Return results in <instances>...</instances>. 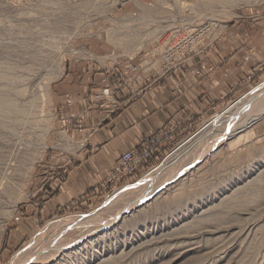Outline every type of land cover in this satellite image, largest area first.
<instances>
[{
	"label": "rangeland",
	"instance_id": "obj_1",
	"mask_svg": "<svg viewBox=\"0 0 264 264\" xmlns=\"http://www.w3.org/2000/svg\"><path fill=\"white\" fill-rule=\"evenodd\" d=\"M166 1L0 0V101L15 100L12 111L0 109V264H18L34 236L39 238L31 245L34 253L44 249L54 254L58 247L64 248L57 258L30 264H264V116L227 137L223 145L211 147L215 131L237 129L236 124L229 126L226 112L219 113L237 100L241 105L245 94L264 84V57L257 58L254 47L242 51L243 69L235 91L221 96L218 105L211 104L209 114L180 116L161 127L172 130L165 148L150 163L153 168L100 189L93 200L96 186L85 189L41 222L29 217L32 206L40 207L56 191L48 183L55 178L59 156L82 149L87 138L74 131L82 129L83 114L69 124L63 114L64 99L55 89L68 60L117 56L121 63L135 62L172 28L205 26L194 49L183 54H187L183 63L162 74L158 67L163 62L147 65L142 74L147 82L154 72L162 75L148 91L183 70L193 56L213 51L233 25L263 17L259 9L264 8V0ZM181 32L184 37L192 33L189 28ZM234 53V47L227 50L228 56ZM250 62L254 65L245 70ZM256 97L252 110L250 105L243 110L252 112L264 101V85ZM214 116L217 124L200 136V129ZM159 167L162 171L153 182H142L143 176ZM124 190L126 194L111 200ZM154 191L143 204L125 210ZM92 212L99 220L122 214L99 235L73 246L68 241L98 219L70 233L66 230L58 239L60 228H45L57 219ZM49 242L53 247L47 250Z\"/></svg>",
	"mask_w": 264,
	"mask_h": 264
},
{
	"label": "crops",
	"instance_id": "obj_2",
	"mask_svg": "<svg viewBox=\"0 0 264 264\" xmlns=\"http://www.w3.org/2000/svg\"><path fill=\"white\" fill-rule=\"evenodd\" d=\"M259 10L263 17L249 24L233 25L213 51L193 56L183 70L167 76L141 96L125 101L115 113L89 107L88 98L101 84V68L111 66L121 58L102 60L83 56L68 60L55 89L64 99L63 114L69 124L76 123L83 114L82 129L74 131L78 132V137L87 138L82 149L59 156L53 169L55 178L48 183V187L56 191L52 196L48 195L42 207L32 206L33 213H29L32 221L41 222L93 186H96V193L91 199H96V194L101 192L98 185L118 162L122 152L140 145L180 116H206L213 109L211 104L218 105L221 96L232 94L243 69V49L254 47L259 55L257 58L264 57V8ZM233 47L234 55L228 56L227 50ZM252 65L254 62L246 64L244 69ZM238 90L237 87L236 92Z\"/></svg>",
	"mask_w": 264,
	"mask_h": 264
},
{
	"label": "built area",
	"instance_id": "obj_3",
	"mask_svg": "<svg viewBox=\"0 0 264 264\" xmlns=\"http://www.w3.org/2000/svg\"><path fill=\"white\" fill-rule=\"evenodd\" d=\"M184 28H189L192 31L185 39L181 32ZM204 32L205 26L203 25L177 26L169 30L165 37L163 36L164 38L161 37L150 50L142 53L135 62L116 61L111 66L102 67L101 84L90 94L88 106L109 113L119 111L125 101L141 96L143 92L147 91V88L153 85L155 80L162 77L158 72H154L158 75L151 74L149 78L153 80L147 82V78L140 75L146 73V69L149 68L147 65L153 66L152 64L157 62L160 66V63L163 62L158 67L161 73L162 70L167 71L171 66L183 63V58L187 57V54L184 56L183 54L194 49L195 40ZM171 130V128L170 130L162 129L151 135L138 147L122 152L118 162L111 167L103 182L98 186L101 189L109 188L111 185L125 182L139 170L147 168L148 171L153 168L150 163H153L152 160H157L161 150L165 148V142L170 140L167 134L171 133Z\"/></svg>",
	"mask_w": 264,
	"mask_h": 264
},
{
	"label": "bare ground",
	"instance_id": "obj_4",
	"mask_svg": "<svg viewBox=\"0 0 264 264\" xmlns=\"http://www.w3.org/2000/svg\"><path fill=\"white\" fill-rule=\"evenodd\" d=\"M166 1V0H165ZM167 2V1H166ZM168 4H170L169 2H168ZM217 16V15H216ZM114 33V32H113ZM112 33V34H113ZM120 36V35H119ZM189 36H186V37H184V35H183V38L185 39V38H188ZM114 38H115V35H114ZM114 38H112V39H114ZM116 39V38H115ZM262 85H264V84H261V85H259L258 87H256L255 89H253V90H251V91H249L247 94H245L244 96H243V100H242V104L241 105H239V106H237V103H238V100L237 101H235V102H233V103H231V104H229L228 105V107L225 109V110H223L221 113H219V114H224L225 112V114H227V117H229L230 119L228 120V122H229V126H232L233 124H236L237 125V129L235 130L234 128V130H232L231 129V127H228V133H224V130H222V131H215L212 135H213V137H214V139H215V141L211 144V147H214V146H219V145H223V143H225L226 141H225V139L228 137V138H230V137H233V136H235V134H238L239 132H241V131H244L245 130V128H249L255 121H257V120H259L260 118H262L263 116H264V101L263 102H261V104H259V105H257L256 107V109H254L252 112L250 111H248V112H246L245 110H243V107H245V106H247V105H250V107H249V109L250 110H252V104L253 103H255L256 102V99H257V97H256V93L261 89V87H262ZM23 88V87H22ZM27 91V90H26ZM41 100V99H40ZM3 101V100H2ZM15 101V100H14ZM14 101L12 102L11 101V103L9 102V103H2L1 101H0V109L1 108H3L2 109V111H4V109H10L11 108V111L14 109L13 108V105L15 104L14 103ZM34 101V100H33ZM6 102V101H5ZM14 103V104H13ZM34 103V102H33ZM239 104V103H238ZM37 105V104H36ZM25 106V105H24ZM23 106V107H24ZM15 107V106H14ZM35 107V106H34ZM20 108V107H19ZM32 109V108H31ZM21 111V110H20ZM19 112V111H18ZM246 112V114L244 115L243 113H245ZM240 114H242V116H240ZM237 117H238V119H237ZM24 118V117H23ZM206 122V121H205ZM217 122H218V120L216 119V116H214V117H212V119H208V122H206L204 125H203V127L200 129V131L198 132V134L200 135V136H203V135H206V134H209V132L211 131V129H213V126L214 125H216L217 124ZM25 123V122H24ZM42 130V129H41ZM216 132H218V133H216ZM35 133V132H34ZM42 133V132H41ZM212 133V132H211ZM39 135H42V134H39ZM15 137V136H14ZM209 137V136H208ZM12 138V137H11ZM192 138V137H191ZM205 138V137H204ZM36 139V138H35ZM206 139H207V136H206ZM205 139V140H206ZM210 139V138H209ZM208 139V140H209ZM218 141H220V143L218 142ZM37 142V141H36ZM38 143V142H37ZM12 144V143H11ZM39 145H41L42 146V144L39 142L38 143ZM10 145V144H9ZM204 146V145H203ZM43 147V146H42ZM179 148H181L180 147V145L172 152V155H173V153L175 152V153H177V151H178V149ZM201 150V149H200ZM211 150V149H210ZM198 151V150H197ZM199 152V151H198ZM197 152V153H198ZM208 151H205V153H207ZM196 155V154H195ZM199 155V154H198ZM195 158H196V156H194ZM198 158H199V156H198ZM197 158V159H198ZM193 160H194V158H193ZM196 160V159H195ZM196 163V162H195ZM10 164V163H9ZM192 164V163H191ZM2 165V164H1ZM7 166V165H6ZM5 166V167H6ZM155 170V169H154ZM162 171V169H161V167H159L157 170H155L154 172L152 171V172H148L147 174H146V176H143V180H142V182H148V184H150L151 182H153V180H154V178L160 173ZM9 172V171H8ZM171 177H172V175H170ZM8 177V176H7ZM1 179V178H0ZM167 180V179H166ZM1 181L3 182V180L1 179ZM141 182V183H142ZM166 183V182H165ZM1 186H2V184H1ZM4 186V185H3ZM6 187H7V185H6ZM10 185H9V189H10ZM12 188V187H11ZM125 192H127L126 190H124V191H121L120 193H116V194H114L113 195V197L111 198V200L112 201H115L118 197L120 198L122 195H124V193ZM155 192L156 191H154V192H152V193H149L150 195H148V196H146L145 195V197H142V199H138L136 202H133L130 206H128L125 210H130V208L131 207H135L136 205H139V204H141L142 202H144V201H146L145 199H147L148 197H153V193L155 194ZM126 194V193H125ZM111 202V201H110ZM110 202L109 201H107L106 202V204L108 205H110ZM143 204V203H142ZM128 210V211H129ZM127 211V212H128ZM121 214L122 213H120V215L119 214H117V215H115V216H112V217H108L109 219H105V220H99L97 217H99V216H96V213H89V214H83V215H77V216H75V217H64V218H60V219H57L56 221H52L50 224H48V226L47 227H45L46 229H48V228H51V226H52V228H54V229H52V230H55V229H57V228H60V230H59V232L57 231L56 233L58 234L59 233V235H55L56 237H55V239L57 238H60V237H63V232L64 233H68L70 230L72 231V229L73 228H75V227H80L79 225H81V224H84V223H90V222H96V219H98V221H97V223L96 224H94V226L93 227H91L90 229H88L87 230V228H86V231L85 232H80V234H81V236H80V234L79 235H77V236H75L74 237V240L72 239V241L70 240V241H68L72 246L73 245H76V244H78L81 240H84V239H86V238H89L88 236H92V235H94V234H98V232H100V231H103L104 229H108V227L109 226H111L112 224H114L117 220H118V218H119V216L121 217ZM104 218H106V217H104ZM103 219V218H102ZM90 225V224H89ZM89 225H87V226H89ZM86 226V225H85ZM84 226V227H85ZM66 230H68V232H66ZM75 231V230H74ZM79 231V230H78ZM80 231H82V230H80ZM43 233L45 232V230H43L42 231ZM47 232V231H46ZM51 233V232H50ZM70 233V232H69ZM73 233V232H72ZM75 233V232H74ZM78 233V232H77ZM76 233V234H77ZM38 234V233H37ZM49 234V233H48ZM53 234H55V233H53ZM36 235V234H35ZM73 235V234H72ZM99 235V234H98ZM40 236V235H39ZM46 237V236H45ZM97 237V236H96ZM51 238V237H50ZM38 237H36V236H34L33 237V240L34 241H32V243L33 244H35L36 243V241H38ZM55 239H54V241H55ZM66 239V238H65ZM88 240V239H87ZM97 240V239H96ZM50 241V240H49ZM85 241V240H84ZM91 241V240H90ZM53 242V241H52ZM30 244L26 249H25V256H24V258L20 261V262H18V264H30V263H36V261L37 260H43V262L42 263H45L44 262V260L46 261V260H48V259H51L52 257H53V255H54V257H56L59 253V251H61L62 250V248H64L63 246L61 247H58L57 245V247H58V250H56L55 252H54V254H48V252L46 253V252H44V249L43 250H41L40 252H33V250L32 249H30V248H32V246L31 245H33V244ZM56 243H57V241H56ZM52 243L51 242H49V244H48V247L46 248L47 250H50L49 249V247L50 246H52L53 247V244L51 245ZM65 244V243H64ZM68 243H66L65 245H67ZM44 245V244H43ZM42 245V246H43ZM64 245V246H65ZM47 246V245H46ZM68 246V245H67ZM55 247V246H54ZM66 247V246H65ZM54 249V248H53ZM67 249V248H66ZM32 250V251H31ZM56 253V254H55ZM20 254H22V252L20 253ZM46 254H48V256L46 255ZM56 255V256H55ZM53 257V258H54ZM57 258V257H56ZM41 261H37V263L38 262H41ZM106 261V260H105ZM47 262V261H46ZM101 262V261H100ZM105 263V262H104Z\"/></svg>",
	"mask_w": 264,
	"mask_h": 264
}]
</instances>
